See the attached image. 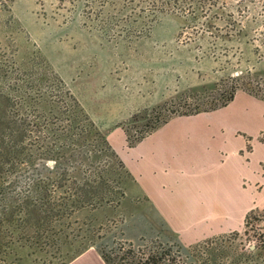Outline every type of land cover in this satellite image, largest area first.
<instances>
[{"label":"rangeland","instance_id":"obj_1","mask_svg":"<svg viewBox=\"0 0 264 264\" xmlns=\"http://www.w3.org/2000/svg\"><path fill=\"white\" fill-rule=\"evenodd\" d=\"M233 86L264 99V0H0V88L12 92L16 110L32 99L25 112L34 142L57 139L50 131L69 126V116L87 131L83 109L121 159L126 129L140 131L133 116L175 115ZM46 95L57 113L36 108ZM250 108L238 98L222 114ZM92 137L88 157L99 149ZM103 155L102 164H115L111 152ZM110 215L106 227L123 229L114 242L198 244L181 240L148 204L115 206ZM35 259L20 256L22 264Z\"/></svg>","mask_w":264,"mask_h":264},{"label":"trees","instance_id":"obj_2","mask_svg":"<svg viewBox=\"0 0 264 264\" xmlns=\"http://www.w3.org/2000/svg\"><path fill=\"white\" fill-rule=\"evenodd\" d=\"M237 88L233 86L222 97L207 99L201 106L186 105L175 115L162 116L154 110L146 116H133L132 122L140 131L131 134L126 129L129 147L173 116L227 107ZM51 98H40L36 108L44 114L57 113L58 103ZM14 99L10 90L0 88V264H22L24 253L35 257V264H69L91 248L105 264H264V210L259 208L246 215L242 230L208 238L193 248L179 241L160 246L145 241L136 245L114 242L115 234H123V229L115 232L104 222L115 206L134 203L143 207L147 198L130 195L134 179L107 136L93 131L92 118L82 109L87 131L69 116V126L50 131L57 139L49 144L45 139L35 143L37 131L25 112L35 107L32 99L27 95L17 110ZM92 136L99 149L90 150L88 157L84 150ZM105 151L111 152L115 164L100 162Z\"/></svg>","mask_w":264,"mask_h":264},{"label":"crops","instance_id":"obj_3","mask_svg":"<svg viewBox=\"0 0 264 264\" xmlns=\"http://www.w3.org/2000/svg\"><path fill=\"white\" fill-rule=\"evenodd\" d=\"M238 98L251 112L175 117L136 146L119 147L132 197L147 198L185 243L242 230L264 200V100L241 93L231 103ZM69 264L105 262L91 248Z\"/></svg>","mask_w":264,"mask_h":264}]
</instances>
